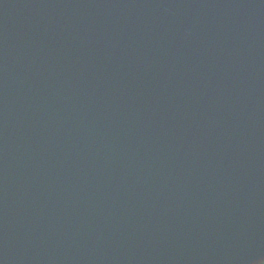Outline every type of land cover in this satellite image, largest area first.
I'll return each instance as SVG.
<instances>
[{"label":"water","instance_id":"water-1","mask_svg":"<svg viewBox=\"0 0 264 264\" xmlns=\"http://www.w3.org/2000/svg\"><path fill=\"white\" fill-rule=\"evenodd\" d=\"M0 264H264V0H0Z\"/></svg>","mask_w":264,"mask_h":264}]
</instances>
